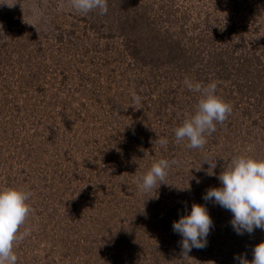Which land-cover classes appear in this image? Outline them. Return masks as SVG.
Instances as JSON below:
<instances>
[{
	"label": "rangeland",
	"instance_id": "rangeland-1",
	"mask_svg": "<svg viewBox=\"0 0 264 264\" xmlns=\"http://www.w3.org/2000/svg\"><path fill=\"white\" fill-rule=\"evenodd\" d=\"M118 1L107 0L101 15L78 12L70 0H0V187L32 193L17 264L251 261L264 230L238 235L231 212L203 196L221 186L217 177L234 157L264 159V0H130L148 19L122 29L136 59L93 50L80 56L79 42L107 41L91 25L121 24ZM161 40L181 54L166 56ZM185 78L215 82L232 107L202 149L177 142L173 131L199 100ZM244 133L249 140L240 147ZM172 154L177 167L164 184L139 190L152 164ZM193 203L207 208L213 227L205 248L183 256L172 225ZM123 227L132 229L131 242L121 240ZM155 250L160 263L151 261ZM130 251L134 261L126 260Z\"/></svg>",
	"mask_w": 264,
	"mask_h": 264
},
{
	"label": "clouds",
	"instance_id": "clouds-1",
	"mask_svg": "<svg viewBox=\"0 0 264 264\" xmlns=\"http://www.w3.org/2000/svg\"><path fill=\"white\" fill-rule=\"evenodd\" d=\"M70 3L76 11L84 14L94 9H99L101 15L108 11L107 0H70ZM183 83L190 91L199 93V100L194 114L173 130L174 135L177 142L187 140V147L202 149L207 143L206 136L216 131L217 123L222 124L228 118L232 107L216 95L215 82L205 87L185 78ZM132 95L134 102L139 103L141 97L134 92ZM156 142L161 146L168 144L163 137L157 138ZM210 166L215 168L216 165ZM169 167L170 162L166 159L152 164L150 170L137 181L139 190L147 192L155 188L158 182L164 184ZM217 179L221 186L209 188L203 199L231 212L230 223L238 235L252 234L255 229L264 230V159L236 156L222 169ZM31 195L30 191L15 187H0V264H17L14 247L18 240H23L29 234L27 231L21 234L19 230L30 214L27 201ZM172 227L182 238L179 243L184 256L193 248L203 249L207 246L213 221L204 205L193 203L190 213L181 215ZM235 259L239 264H264V242L252 248L251 261L245 255L236 256Z\"/></svg>",
	"mask_w": 264,
	"mask_h": 264
},
{
	"label": "trees",
	"instance_id": "trees-1",
	"mask_svg": "<svg viewBox=\"0 0 264 264\" xmlns=\"http://www.w3.org/2000/svg\"><path fill=\"white\" fill-rule=\"evenodd\" d=\"M117 4H119V6H122L123 7V11L121 13V17H120V21H121V27L120 25L118 27H116L114 30H112L110 27H105V24L107 22V19L106 21L104 20L101 25H100V31L97 30V27H94L93 28V25H91V28H89L90 30H94L95 32H102L103 34V37L106 38V43H102L101 41H99L98 44H95V45H90V43H87V42H79L78 43V46H77V50L78 52L81 54L80 56L82 55H86V54H89L92 50L94 51V54L96 52H101L102 55H105V56H108V57H113L114 55H116L117 57H119L120 55L124 54V55H129L131 54L132 58L136 59V47L134 45V42H132L133 40H128L126 37H125V34L124 31H122L123 28H125L126 25L130 24V28L134 29L135 28V25H137L139 22L141 21H145L147 19L145 13L143 11H141V8L137 9L135 7H129L130 5V0H120L117 2ZM94 31H92V33H94ZM147 31L150 33L149 31V28H147ZM113 38H118L119 41H113ZM156 38V37H155ZM158 38V37H157ZM87 39V38H85ZM159 39V38H158ZM112 42V43H109ZM161 42L164 44L162 46H165L168 47V52H166V56H169V53L170 52H175V56H178V54L180 55L181 53H179L178 51H175L171 45H170V41L167 42L166 40H161ZM70 43H68L67 47L69 46ZM167 49V48H166ZM171 50V51H169ZM66 51H69V50H65V54H66ZM159 53V52H158ZM157 53V54H158ZM73 57V55H70ZM171 57V56H170ZM178 58V57H177ZM106 59V58H105ZM173 59V58H171ZM111 60L109 59H106V61H103L102 64H107L109 63ZM88 68H90V66H88ZM254 125V123H253ZM254 129V128H253ZM231 131L230 132H235L236 129L234 127H231L230 129ZM252 132V131H251ZM240 134V132H239ZM238 135V134H237ZM244 135V136H243ZM239 136V138H238ZM235 141V144H239L240 147H246L245 144H244V141L246 140H249V138L246 136V133L244 134H241V135H238ZM254 140H256V138H254ZM173 144V141L171 140V144H170V147L168 149L167 152L170 151V149H173L171 146ZM251 145H256L258 146L257 144H255V142L253 141L252 139V143H250ZM154 146L156 147V143L154 142ZM260 147V146H259ZM159 149V147H158ZM162 149V148H161ZM160 149V150H161ZM122 152V151H121ZM124 157V155H122ZM125 156H128L127 154ZM174 155L172 154L170 157H168L166 160H168L170 162V159H172ZM165 159V158H164ZM171 163V162H170ZM121 167H129V165L124 161L122 163ZM119 164V165H120ZM118 166V165H117ZM137 166V165H136ZM177 166L174 165V164H170V167L167 169V172H174L175 171V168ZM124 231H123V237L121 238L122 241H129L127 239V235L129 236H133L134 237V234L132 232V229H126L125 227H123ZM131 242V241H129ZM107 246V245H106ZM127 250V249H126ZM152 254V263H160V253L159 251H154L151 253ZM129 261H134L136 259L135 255H134V252L133 251H130V255L126 258V260ZM140 264L142 263V260H140ZM148 261L147 257H146V260L145 262ZM124 264V263H123ZM146 264H148L146 262Z\"/></svg>",
	"mask_w": 264,
	"mask_h": 264
}]
</instances>
